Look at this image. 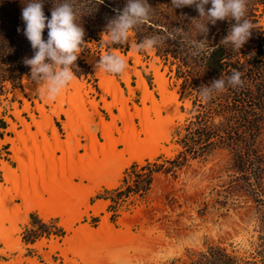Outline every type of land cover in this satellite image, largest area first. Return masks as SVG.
I'll list each match as a JSON object with an SVG mask.
<instances>
[{
	"label": "rangeland",
	"instance_id": "374dc122",
	"mask_svg": "<svg viewBox=\"0 0 264 264\" xmlns=\"http://www.w3.org/2000/svg\"><path fill=\"white\" fill-rule=\"evenodd\" d=\"M28 2L0 0V119L8 126L7 129L0 127V136L6 133L8 136L4 139L16 137L15 132L9 129L10 121L16 125V131H23L26 141L22 146L32 151L22 149L20 152L27 172L33 170L32 158L40 157L45 163L57 159L59 163L58 159L65 156L67 160L82 162L86 167L91 160L105 156L104 159L112 161L106 167L113 174L99 184L81 180L71 169L64 183L72 193L73 208L68 211L71 230L60 224V216L43 221L37 211L29 212L32 228L27 230L23 228L27 224L23 198L17 196L14 179V185L8 184L0 170V182L4 188L0 192V264H207L201 255L207 254L211 248L219 250L221 264H264V150L252 156L246 172L242 173L236 166L239 156L229 149L222 146L200 148L197 154H193L184 147L183 141L193 127L195 115L203 112L201 105L217 95L214 93L207 101L200 95L201 88L211 87L213 80L202 68L205 50L223 42L235 21L225 19L214 25L208 24L205 48L194 54V43L205 39L196 25L207 23V19H198L194 6L173 8L171 0H148L152 7L150 20L137 25L132 33L136 45L148 37H158L161 41L152 51L138 52L140 63L136 65L145 71L144 80L157 103H143L142 93L134 81L137 76L132 72L130 83L135 87L132 94L122 81V74L106 73L114 78L123 96L129 97L127 109L122 111L124 120H129V126L122 118H117L110 136L105 137L101 124L103 120H111L107 108L111 107L112 112L119 115L117 106L121 105L115 106L114 97L100 89L99 78L84 56L94 55L99 61L103 55L115 54L113 48L127 54L130 43L113 45L108 35L109 22L125 7L127 0H103L102 3L101 0H42L45 16L49 18L51 10L59 3H70L84 35H90L84 39L78 57L89 66L91 73L75 76L82 88V97L72 98L73 89H67L50 103L44 102L41 92L28 95L23 83L24 77L37 83L32 79L30 66L25 64V60L34 54L23 34L21 18L22 9ZM246 9L252 10L254 16L245 13L244 19L252 27L264 30V0H248ZM43 38L47 39V28ZM232 51L233 57L239 55ZM150 63L158 65L164 73L168 95H176L177 109L173 104L170 107L169 101L163 100L158 93L153 71L149 70ZM20 65L25 73L18 71ZM128 66H134L132 59L128 60ZM76 70L82 71V68L78 66ZM17 90L21 91L22 98L17 95ZM92 101L97 102V106L94 107ZM26 104L28 108L25 110ZM38 104L43 105V111ZM58 105L67 115L56 116L53 113ZM135 106L142 110V117L135 113ZM15 111L21 112V117L30 125V131L26 132L13 114ZM209 115V123L218 124L223 118L216 112ZM141 118H147L151 127L147 121L142 125ZM66 119L72 124L69 138L63 130ZM145 127L149 132L148 139L142 136L147 139L145 145L150 146V139L160 149L170 148V155L160 152L152 159L146 158L136 166L130 164L125 168L121 155L129 151L123 143L115 141L123 134L141 131ZM53 128L64 142L61 147L56 145ZM30 133L34 134L36 141ZM90 135H94L97 143L105 144L106 148H91ZM260 139L264 142V122ZM3 144L8 150L3 151L6 154L1 158L4 157V161L17 170L11 143L0 140V150ZM34 145L38 149L32 148ZM28 152L36 155L29 157ZM150 169L153 170L152 181L146 192L127 190L138 175ZM16 173L21 177L20 170ZM111 184L114 186L108 188ZM100 197L105 200L97 199ZM97 202L100 204L98 215L91 209ZM31 214L35 215L34 223ZM105 214L108 224L101 227V217ZM41 223L47 225V233L39 235ZM32 239L37 243L40 241V244L29 245Z\"/></svg>",
	"mask_w": 264,
	"mask_h": 264
},
{
	"label": "bare ground",
	"instance_id": "6f19581e",
	"mask_svg": "<svg viewBox=\"0 0 264 264\" xmlns=\"http://www.w3.org/2000/svg\"><path fill=\"white\" fill-rule=\"evenodd\" d=\"M130 43V49L127 52V54L121 53L120 49L113 48L114 53L117 56L122 57L126 63H127V68L125 72L120 76L122 81L126 84V87L129 90V93H133L135 90V87L131 86V78H130V72L135 74L137 76V88L141 91L142 93V101L145 104L146 102L150 101L153 104H156V100L153 94V91L149 88L147 82L144 80V78L141 75V72L139 69L136 68V65L140 63V55L138 52L135 50V42L133 39V33L132 31L129 33V39L128 41ZM152 53V52H151ZM87 60V62L92 66L94 70V74L99 78V86L102 91H105L112 95L115 99V106L120 104L121 107L117 106L120 113L119 115L114 114L112 112V108L108 107V111L110 113V118L111 120L109 122L102 121V127L104 130V136L109 137L111 131L115 127V121L117 118H122L123 121L125 122V125L129 124V120H124V117L122 115V111L127 109L126 102L129 100V97H124L122 94L121 88L117 85L115 82L114 78L111 76L106 75V73L102 72L99 70L97 63L98 61L96 60L94 55L90 56H84ZM132 59L134 62V66H128V60ZM149 70L153 71V82L156 84V89H158V93L162 96L163 100L169 101V106L173 104L175 109H177V104L176 103V95L174 94H169L167 90V82L166 78L164 77V73L160 71V67L156 65L155 63H150ZM23 83L26 87V93L30 96H33L35 92H41V89L44 87L43 83H32L27 77L23 78ZM67 89H73V94H71V97L74 98L75 96H81L82 94V88L79 85V82L74 78V80L62 91V93L65 92ZM86 94V93H85ZM17 95L19 97H23L22 93L20 90H17ZM82 97V96H81ZM104 99V98H103ZM44 102L50 103L47 99H45ZM93 106H97V102L92 101ZM38 107L41 111H43L44 107L42 104H38ZM171 107V106H170ZM28 108V104L24 107L26 110ZM173 109V108H172ZM141 109L137 108L135 106V113L138 114L140 117L141 116ZM42 113V112H41ZM53 113L56 116H60L62 113L66 114L67 113L62 110L61 106H56L55 109L53 110ZM13 114L16 116V118L20 121L21 125H24V129L27 131H30V125L27 123L24 118L21 117V112L15 111ZM43 114V113H42ZM42 118H45L43 115L41 116ZM49 119V118H48ZM142 119V118H141ZM45 120V119H44ZM35 121V120H34ZM50 121V120H47ZM122 121V120H121ZM147 121V118L142 119V125H145ZM49 123V122H48ZM10 127L9 129L13 130L16 134V137L10 138L7 137L3 139V143H11L10 150L13 152V159L18 163V169L21 171V177L17 172V170H13L10 167V164L4 160L1 161L0 163V170L2 171L5 181L8 184H13L12 181L14 179V185L15 189L17 190V196L20 198H23V204L26 206L25 208V221L26 223L29 222V212L32 211H37V214L43 219V221L48 220L52 216L58 215L61 217L60 224L64 227L68 228L71 227V224L69 223L68 219V211H71L73 208V201H72V193L70 190H67L64 186L66 176L68 172L72 169V173L74 175H78L79 178L82 180L88 179L91 183H101L105 181L107 178H109L112 174L113 171L109 170L106 165L109 163H112L111 160L104 159L105 156H103L101 159L96 160L93 159L89 163V165L84 167L83 163H76L73 162V160L69 161L65 158V156H61L60 162L57 163L55 161H51L54 159H51L50 161L45 163L40 157H37V159H31V164H32V171H26L25 170V161L22 160V157H20V152L22 149L26 150L25 147L22 146V143H25V138L23 131H16V125L10 121ZM148 127H151V124H148V121L146 123ZM146 125V126H147ZM150 125V126H149ZM129 126V125H128ZM129 128V127H126ZM132 128V127H131ZM130 128V129H131ZM65 129L66 131V136L69 138L71 135V130H72V124L71 121L66 119L63 122V130ZM151 129V128H150ZM129 130V129H128ZM132 130V129H131ZM146 127L143 130H132L130 134H123L121 136V139L118 141H115L116 143H123L125 145V149L129 151L127 152H122L123 154L121 155V159H124V164L125 168L128 167L131 163L137 162L141 163L144 161V159H152L156 155H158L160 152H165L167 155H170V148H162L160 149V146L156 144L155 142L150 141V146H146L145 142L147 141L149 137V132L147 133ZM120 131V130H119ZM25 132V131H24ZM53 132L56 136V145L58 147H61L64 142L60 140L59 135L57 134L56 128H53ZM128 132V131H127ZM31 137L36 141V137H34L33 133H30ZM145 135V138H142V136ZM88 137V135H87ZM91 139V144L94 150L100 148H106L105 144L104 146L101 144L97 143V140L95 139L94 135H90ZM89 137V138H90ZM55 138V137H54ZM152 138V137H151ZM153 140V139H152ZM36 143V142H35ZM20 144V145H19ZM90 144V145H91ZM115 144V143H114ZM25 145V144H23ZM102 146V148H101ZM32 148H37V146L34 145ZM32 149L33 151H36ZM30 151L31 150H26ZM38 152V151H37ZM88 152V150H87ZM29 153V152H28ZM35 153V152H34ZM42 153V152H41ZM39 154V153H38ZM29 157H33L32 153H29ZM90 156V154L88 153ZM40 156V155H39ZM35 157V156H34ZM48 158V157H47ZM50 159V158H49ZM45 160V159H44ZM103 160V161H102ZM83 161V159H82ZM105 161V162H104ZM118 161V160H116ZM58 164V165H57ZM39 166V169L37 167ZM37 169V170H36ZM18 174V175H17ZM98 184V185H99ZM114 184L108 185V188H112ZM75 187V185L73 186ZM3 185L0 182V192L3 190ZM40 189V190H39ZM34 190V191H33ZM33 191V192H32ZM77 191V190H76ZM47 195V196H45ZM99 202H97L95 205L91 207L93 210L94 214L98 215L99 212ZM70 218V217H69ZM102 222H101V227L104 225L107 227V214L103 215L102 217ZM69 220V221H68ZM71 230V228H70ZM77 233V231H76ZM18 236V235H17ZM20 239V237H18ZM69 240V239H68ZM40 241H38L39 243ZM37 243V242H36ZM37 243V244H38ZM40 244V243H39ZM42 244V243H41ZM44 245V243L42 244ZM42 245H38L39 247Z\"/></svg>",
	"mask_w": 264,
	"mask_h": 264
},
{
	"label": "clouds",
	"instance_id": "9594fccd",
	"mask_svg": "<svg viewBox=\"0 0 264 264\" xmlns=\"http://www.w3.org/2000/svg\"><path fill=\"white\" fill-rule=\"evenodd\" d=\"M247 2L248 0H171V5L173 8L194 6L199 14L198 19H207V23L196 25L200 34L205 35L204 40L194 43V54H198L205 48L208 24L214 25L217 21H235L222 40L224 44L239 50L248 41L252 34V24L244 19ZM208 5L211 6L206 7ZM151 8L148 0H127L125 7L109 22L110 43H126L129 33L137 25L149 22ZM21 18L24 23L23 34L34 50L33 56L26 59L25 64L30 66L32 79L44 84L41 95L48 101H55L75 78L72 68L81 52L84 29L76 22L73 7L67 2L59 3L53 8L49 18L43 11L42 0H29L22 9ZM46 28L45 40L43 33ZM160 43L158 37L144 38L135 46V50L149 52ZM96 66L104 73L118 75L125 72L127 63L120 56L107 54L100 57ZM241 75L238 70H233L226 79H213L211 87L201 88V98L207 101L214 93L221 92L226 87H242Z\"/></svg>",
	"mask_w": 264,
	"mask_h": 264
},
{
	"label": "trees",
	"instance_id": "16d2710c",
	"mask_svg": "<svg viewBox=\"0 0 264 264\" xmlns=\"http://www.w3.org/2000/svg\"><path fill=\"white\" fill-rule=\"evenodd\" d=\"M251 12L252 10H246V13L254 16ZM253 20L255 22V19ZM85 38H90V35H84ZM243 46L238 50L233 49L231 45L217 42L205 50L202 68L206 75L212 79H226L233 70H238L242 74L243 86L226 87L217 93L215 99L201 105L203 112L199 111L195 115L196 120L192 122L193 127L183 140L184 147L193 154H197L200 148L210 149L222 146L229 149L235 156H239L236 166L242 173L246 172L252 156L264 150V142L260 139L264 122V30L252 27V34ZM29 47L31 48V45ZM232 50L238 52L239 55L233 57ZM78 66L82 68V71L76 70ZM22 68L21 65L17 67L19 72L25 73ZM72 70L75 76L81 74L87 76L91 73L89 66L79 57ZM212 112L223 116L218 124L208 122L209 114ZM0 127H6L2 119H0ZM136 165L133 163L132 166ZM152 173L153 170L150 169L147 173L138 175L133 185L128 186L127 190L146 192L152 181ZM256 180L258 183L261 181L259 177ZM34 216L30 215L33 223ZM45 228L47 225L41 223L39 235L47 233ZM60 232L63 233L61 229ZM33 241L35 239L30 240V242ZM214 250L215 248H211L207 254L201 255L207 264H221L222 261L218 259L219 250ZM223 255L231 259L226 254Z\"/></svg>",
	"mask_w": 264,
	"mask_h": 264
},
{
	"label": "crops",
	"instance_id": "0c3cea01",
	"mask_svg": "<svg viewBox=\"0 0 264 264\" xmlns=\"http://www.w3.org/2000/svg\"><path fill=\"white\" fill-rule=\"evenodd\" d=\"M137 69H139L140 70V72H141V74H142V76L144 77V79H145V71L143 70V68L141 67V66H139ZM146 80V79H145ZM134 81H136V79L134 80ZM7 127L8 126H6L5 128H2V129H7ZM5 136H8L6 133H3V135H2V137L0 136V140H2V139H4V137ZM5 145V146H4ZM6 150H8V148L6 147V144H3V145H1V150H0V161L1 160H5L4 159V157L3 158H1V156H4L6 153H4L3 151H6ZM133 163H137V162H133ZM133 163H131V164H133ZM97 199H102V200H105L104 198H97ZM24 227V229H27V230H31V228H32V224L30 223V222H28L26 225H23ZM36 241L37 240H35V241H33V242H28V244L29 245H34L35 243H36Z\"/></svg>",
	"mask_w": 264,
	"mask_h": 264
}]
</instances>
